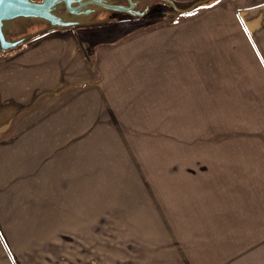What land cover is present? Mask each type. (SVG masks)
Returning <instances> with one entry per match:
<instances>
[{"label":"rangeland","instance_id":"1","mask_svg":"<svg viewBox=\"0 0 264 264\" xmlns=\"http://www.w3.org/2000/svg\"><path fill=\"white\" fill-rule=\"evenodd\" d=\"M212 4L176 13L140 0L142 16L95 14L109 19L102 31L48 30L67 53L71 32L86 31L87 62L67 69L55 53L46 81L65 86L37 94L24 79L8 98L17 116L0 131V264H264V65L224 63L208 44L179 50L184 63L175 54V33L190 38ZM17 22L9 39L45 27ZM40 34L0 49V62Z\"/></svg>","mask_w":264,"mask_h":264},{"label":"crops","instance_id":"2","mask_svg":"<svg viewBox=\"0 0 264 264\" xmlns=\"http://www.w3.org/2000/svg\"><path fill=\"white\" fill-rule=\"evenodd\" d=\"M205 9L202 10V12H205L203 16L201 15L200 17L199 15L190 22V38L186 36L188 35L186 31L178 30L175 33L174 48L176 53H174L178 57V62L184 63L182 51L180 52L179 50L187 48L192 56L194 54L193 50L199 48L200 44H208V46H212L213 50L211 53L213 56L217 60L221 59L224 63L264 65V0H220ZM95 26L97 28H92L94 31L104 30L103 25ZM51 31H46L37 36L32 45L23 44L20 50H29L15 55L13 60L0 62V131L5 129L7 121L12 120L16 115L17 101H9L8 98L11 96L17 99L14 87L20 90L24 79H30L31 85H36L35 93L37 94L55 89L56 84L62 87L65 86L60 82L61 76L58 77V82L55 80L52 82L46 81L48 78L47 69L50 67L55 53H66L65 63H67V69H71L73 64L74 67L77 66V69H82L84 56L87 62V54H84L81 50L82 41H86L83 35L86 31L78 33L74 30L71 32L72 36L67 37L69 40L65 41V43H71L73 39L75 40L72 53H67L64 48L60 47L57 50L53 49L55 48L53 42L60 38L43 39ZM205 39L212 40V42H204ZM199 40H202V42ZM171 42H158L156 45L163 47V44H170ZM185 55H188L187 51H185ZM232 55L237 56V58H231ZM228 56H230V59ZM19 60L28 63L29 68L18 65ZM177 65L184 67L182 64ZM188 68L194 71L199 70L197 63H195L194 67ZM262 69L264 70V67ZM28 73L29 76L27 75ZM76 75L80 76L79 72ZM111 83L114 84L113 82ZM123 93L127 94L128 91L123 90Z\"/></svg>","mask_w":264,"mask_h":264},{"label":"water","instance_id":"3","mask_svg":"<svg viewBox=\"0 0 264 264\" xmlns=\"http://www.w3.org/2000/svg\"><path fill=\"white\" fill-rule=\"evenodd\" d=\"M171 6L176 13L193 10L199 4L206 6L210 0H195L186 7L178 6L174 0H159ZM139 0H0V49L16 47L31 37L9 39L7 29L11 22L19 19H31L45 24V28L80 26L97 22L95 14L102 10L122 12L142 16L149 6L138 9Z\"/></svg>","mask_w":264,"mask_h":264},{"label":"trees","instance_id":"4","mask_svg":"<svg viewBox=\"0 0 264 264\" xmlns=\"http://www.w3.org/2000/svg\"><path fill=\"white\" fill-rule=\"evenodd\" d=\"M140 1V0H139ZM159 1V0H158ZM162 2V1H161ZM162 3H164V2H162ZM213 3V1H209L208 3H207V5H210V4H212ZM166 4V3H165ZM176 4L178 5V6H181V5H179L177 2H176ZM168 5V4H167ZM183 7V6H182ZM117 13V12H116ZM107 20H109V19H105V20H102V21H98V22H93V23H87V24H82L81 26H84V25H88V26H90V25H99V23H106V21ZM53 28H50V29H47V28H43L42 29V31L40 30V32H37V31H35L37 34L38 33H44V32H46V31H48V30H52ZM34 32V34H32V36L33 35H36V33Z\"/></svg>","mask_w":264,"mask_h":264},{"label":"flooded vegetation","instance_id":"5","mask_svg":"<svg viewBox=\"0 0 264 264\" xmlns=\"http://www.w3.org/2000/svg\"><path fill=\"white\" fill-rule=\"evenodd\" d=\"M139 3V2H138ZM138 5V4H137ZM151 5V4H150ZM150 7V6H149ZM18 20H16V21H12L10 24H11V26H10V28L9 29H7V32H8V35H9V37H11L10 36V34H12V33H15L18 29H19V24H17V23H19V22H17ZM15 24V25H14Z\"/></svg>","mask_w":264,"mask_h":264}]
</instances>
